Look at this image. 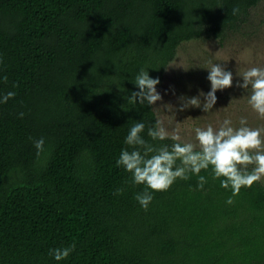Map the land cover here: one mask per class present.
Here are the masks:
<instances>
[{"label": "trees", "instance_id": "16d2710c", "mask_svg": "<svg viewBox=\"0 0 264 264\" xmlns=\"http://www.w3.org/2000/svg\"><path fill=\"white\" fill-rule=\"evenodd\" d=\"M259 1L0 0V92H16L0 103V264H264L261 180L227 203L202 169V188L177 178L144 209L115 165L129 126L150 140L157 118L128 79L144 66L160 85L182 42L221 41Z\"/></svg>", "mask_w": 264, "mask_h": 264}, {"label": "clouds", "instance_id": "9594fccd", "mask_svg": "<svg viewBox=\"0 0 264 264\" xmlns=\"http://www.w3.org/2000/svg\"><path fill=\"white\" fill-rule=\"evenodd\" d=\"M206 68L208 89H198L197 94L191 96L180 94L177 108L199 107L207 112L216 103L217 90L223 91L234 85V73L224 64L213 62ZM237 75L240 78L235 80V86L248 91L247 103L258 115L264 116V66L254 65ZM0 80H7V76H0ZM128 80L136 86L128 95L133 104L154 105L161 98L156 87L159 77L149 75L148 67H140ZM15 95L13 82V88L0 92V103H6ZM18 115L23 116L24 113L19 112ZM246 119L241 116L239 124L234 125L231 117L225 116L219 127L210 123L204 127L197 126L194 129L195 142L182 140L179 128L169 133L158 117L147 127V136L151 139H145L141 134L145 122L136 120L123 138L126 147H121L115 165L130 174L131 184L142 186L134 197L144 209L148 208L155 192L168 189L177 178L186 180L195 175L197 187L202 188L207 180L202 169L208 170L213 178H219L221 187L231 189L232 195L226 200L231 203L242 186H251L264 176V129L250 126ZM165 140H171V143H153ZM32 143L39 155L44 149V137L34 138ZM122 191L120 187L115 189L116 193ZM74 249L75 242L50 247L48 254L59 261L69 257Z\"/></svg>", "mask_w": 264, "mask_h": 264}, {"label": "rangeland", "instance_id": "374dc122", "mask_svg": "<svg viewBox=\"0 0 264 264\" xmlns=\"http://www.w3.org/2000/svg\"><path fill=\"white\" fill-rule=\"evenodd\" d=\"M213 62L222 63L233 71L234 85L217 90L216 103L207 112L199 107L177 108L180 94L191 96L197 94L198 89H208L206 67ZM254 65L264 66V0L252 6L247 19L237 28L227 30L221 41L202 36L178 46L163 72L161 84L156 86L161 92V98L152 105L156 117L169 133L179 128L181 139L193 142L195 127L209 123L219 127L225 116H230L234 125L244 116L250 126L264 129V116L258 115L247 103L248 91L235 86V80L240 78L237 74ZM260 180L264 182V176Z\"/></svg>", "mask_w": 264, "mask_h": 264}]
</instances>
